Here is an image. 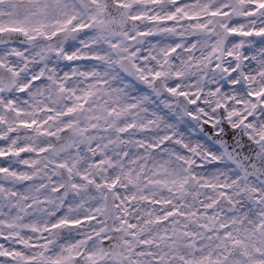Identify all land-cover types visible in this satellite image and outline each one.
I'll return each instance as SVG.
<instances>
[{
	"label": "snow or ice",
	"instance_id": "6c2138e0",
	"mask_svg": "<svg viewBox=\"0 0 264 264\" xmlns=\"http://www.w3.org/2000/svg\"><path fill=\"white\" fill-rule=\"evenodd\" d=\"M0 264H264V0H0Z\"/></svg>",
	"mask_w": 264,
	"mask_h": 264
}]
</instances>
